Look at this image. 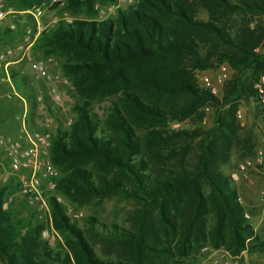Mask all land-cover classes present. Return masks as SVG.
<instances>
[{
  "label": "trees",
  "instance_id": "obj_1",
  "mask_svg": "<svg viewBox=\"0 0 264 264\" xmlns=\"http://www.w3.org/2000/svg\"><path fill=\"white\" fill-rule=\"evenodd\" d=\"M6 1L18 11L38 3ZM116 1L74 0L68 7L94 13L95 3ZM200 11L209 20H201ZM234 15L244 19L235 33L230 26ZM256 16H264V0H140L115 19L60 22L43 33L36 44L65 59L78 100L70 131L60 129L53 137L51 160L63 174L58 191L73 202L120 196L145 204L134 230L117 234L127 249L125 257L106 262L56 198L50 200L55 228L68 238L71 253L51 248L32 213L23 217L13 206L5 208L6 185L0 188V264H198L196 258L186 260L188 253L206 243L235 256L264 249V243L247 246L253 231L246 225L245 210L230 177L214 170L223 160L221 149L238 135L237 103L255 96L254 85L264 72V54L257 52L264 31L249 28ZM20 32L0 29V35ZM205 48L235 71L222 98L198 86L195 71L214 67L203 57ZM11 77L29 101L31 119L35 92L17 70L12 69ZM106 98L112 104L104 121L92 112V104ZM206 105L218 113L211 129H167L169 122L183 123ZM196 137L200 155L191 170L184 164L188 150L177 148V142ZM144 152L164 163L161 175L150 173L151 160ZM172 159L180 165L166 169ZM148 209L157 211L156 223Z\"/></svg>",
  "mask_w": 264,
  "mask_h": 264
},
{
  "label": "rangeland",
  "instance_id": "obj_2",
  "mask_svg": "<svg viewBox=\"0 0 264 264\" xmlns=\"http://www.w3.org/2000/svg\"><path fill=\"white\" fill-rule=\"evenodd\" d=\"M50 1V0H48ZM111 5V3H101L97 2L94 5V13L92 15L91 10L86 7L78 8L71 6L67 9V14L76 20H87L102 22L108 19H115L117 15H106L102 10ZM56 13H49L45 15L42 22L45 26L51 24V20ZM199 18L201 20H209L206 11H200ZM243 16L234 15L230 19V26L232 31L235 33L238 28H242ZM8 22L3 23L0 29H7ZM250 30L259 29L264 31V16H256L252 22L249 23ZM55 30L52 29L51 31ZM45 34H48L46 32ZM22 37V32L18 34L11 33L10 35H0V51L5 49L7 46L13 45L17 40ZM40 39V38H39ZM257 52L264 54V41L261 46L258 47ZM203 57L213 63L214 67L207 69L205 71H195L197 77L198 86L201 89L207 90L203 83V78L208 77L212 85L216 87L218 92V97L222 98L224 94L225 87L227 83L233 78L235 71L233 68L227 65V78L223 82L218 81V76L221 73V66L223 64L219 63L218 58L212 52L210 48H205L202 50ZM31 57L33 61H45L48 63L49 70L52 76H60L68 79V85H60L65 89L66 97L70 105V109L65 112L54 113L57 122V128L55 129V134L62 131H70L71 127H66L63 122V116L69 115L73 116L76 120L77 115L74 112V107L78 103L75 97V88L71 80L66 76L64 65L65 59L60 58L55 54L48 55L46 50L41 44H36L31 52ZM28 60L21 64L17 72L24 76L27 80V85L29 90L33 88H40L34 83V67L33 61ZM264 75L261 74L260 78ZM23 96V95H22ZM16 106L18 110L16 112L17 116L21 115L22 107H19V100H16ZM112 100L109 98L102 99L92 104V112L97 114L101 120L107 118L110 112V107ZM4 101L0 100V110L6 108ZM238 111H240V117H237ZM225 109H221V114L223 115ZM264 112V106L258 102L256 99V94L250 98H243L237 103L236 117L239 122V132L237 137H234L230 143L225 145V149H221L224 155L223 160L215 167L214 170L222 173L225 176L230 177L231 172H235L240 163L252 160L256 162L259 152H263L264 155V124H262L261 116ZM217 112L215 108L210 105H206L199 110V114L189 118L183 123H168L167 129L169 131L186 130L190 133L198 131H207L214 126L215 118L217 117ZM34 115V113H33ZM33 117V116H32ZM59 117V118H58ZM29 118V117H28ZM75 122V121H74ZM179 124V127L175 125ZM56 125V124H55ZM142 132H139L142 135ZM199 138L195 139H182L177 142V148H186L188 154L185 158V165L187 168L193 170L198 164L199 151H198ZM143 156L147 160H151L150 173L152 175H161V165L164 164L160 160L150 159L148 155L144 152ZM3 160L0 156V188L4 186H9V194L6 199L5 208L13 206L17 213L21 216H30V211H27V207L18 197L19 184L17 178L14 174L10 173L9 170L3 168ZM180 165V161L177 159H172L165 164V168L173 170ZM60 172V179L63 177L62 172ZM231 188L235 190L238 194V198L241 199L240 203L243 206L244 219L246 220V225H249L253 231V237L247 241V246L252 247L264 243V165H256L254 168L249 170V175L247 178L242 179L241 182L235 184L230 183ZM205 193H209L208 186L204 184ZM57 196L62 199L60 203L65 211L66 216L69 218L70 222L81 229L91 247L95 251L96 256L106 262L118 261L125 257L127 249L123 243V238L117 234L123 233V231H133L135 226V221L140 215V211L143 209L144 202H139L135 199H130L126 197H109L105 199H91L83 200L78 202H73L66 198L57 190ZM12 201H10V199ZM58 202V201H57ZM70 211H80L83 212L84 216L79 219H74ZM148 216L154 223L157 222V211L148 209ZM52 221H50V219ZM32 222L43 226V228H48L54 231L53 234V244L50 245L55 251L71 253L69 246L67 244V237L61 234L55 228V222L53 218V213L51 210L50 216L47 217V221L39 222L34 216H31ZM52 222V225H51ZM207 248L206 251H203ZM189 257L187 261L196 258L198 264H264V249L254 250V251H244L240 255L235 256L231 254L226 248H215L211 243H206L201 247L195 248L193 252H189Z\"/></svg>",
  "mask_w": 264,
  "mask_h": 264
},
{
  "label": "built area",
  "instance_id": "obj_3",
  "mask_svg": "<svg viewBox=\"0 0 264 264\" xmlns=\"http://www.w3.org/2000/svg\"><path fill=\"white\" fill-rule=\"evenodd\" d=\"M71 1L74 0H38L32 8L18 11L8 5L6 0H0V26L8 22L7 28L12 32L22 30L21 39L14 45L9 46L0 52V83H6L11 88L8 99L18 98L24 109L21 119V126L17 136L0 135V156L3 160V168L14 174L19 184L18 197L24 201L26 207L39 222L47 221L51 214L50 200L56 198L59 203L62 199L57 196L60 172L51 160L54 134L46 127H40L30 123L28 113L30 110L29 101L15 91L13 79L11 77V58L19 55L21 62L30 60L31 52L43 33L54 29L60 22L73 24L76 20L67 14V9ZM140 0H117L116 3L109 5L106 10H102L106 15H117L120 10L135 6ZM49 13H56L49 26H45L42 19ZM34 70L37 79L43 83L42 88L35 92L37 103H44L48 109L59 110L62 104L60 85H68V79L50 74L48 63L45 61H35ZM227 65L221 66V73L218 81L223 82L227 78ZM203 83L208 91L214 96H218L216 87L212 85L208 77L203 78ZM66 89V88H65ZM256 99L264 106V75L260 81L254 85ZM62 108V107H61ZM240 117V111L237 112ZM66 127H72L74 117L64 115L61 119ZM264 124V112L261 116ZM177 124L175 127H179ZM264 143V140H263ZM2 163V164H3ZM256 165H264L263 152H259L256 162L248 160L238 165L235 172L230 173L232 183H239L249 175V170ZM13 198L10 199L12 201ZM239 202L241 201L238 198ZM241 204V203H240ZM74 219H81L84 214L80 211H70ZM50 221L51 218H49ZM52 225V222H51ZM53 232L54 228H51ZM48 228L43 229L42 238L53 244V234ZM56 233V232H55ZM204 248L203 251H206Z\"/></svg>",
  "mask_w": 264,
  "mask_h": 264
},
{
  "label": "crops",
  "instance_id": "obj_4",
  "mask_svg": "<svg viewBox=\"0 0 264 264\" xmlns=\"http://www.w3.org/2000/svg\"><path fill=\"white\" fill-rule=\"evenodd\" d=\"M18 41L19 40H17L14 44H16ZM7 47H9V46H7ZM7 47H5V48H7ZM30 60H32V59H30ZM25 61H28V60H25ZM25 61L21 62V56H19V55L15 56L14 58H11V63H12L11 71H12V69H14V70L19 69L21 64ZM33 62H35V61H33ZM50 74L52 75L51 71H50ZM2 75L3 74H1V76ZM33 79H35V81H33L32 83H34V85L42 88L43 83L37 79L36 71L34 72ZM11 88L12 87H10L6 83H0V100L4 101L6 104L4 106V107H6L4 109V111L0 110V135L17 136L19 133V130H20L21 119L23 117L24 109H23L21 103H19V107H22V112H21V115L17 116L16 112L18 110V107L16 106L15 101L19 100V99L15 97L11 101L7 97L8 94L11 93ZM13 88H15V91L17 92V94L21 95V92L18 90V88H16L14 82H13ZM58 88H60V91H61L60 94L62 96V104H61L62 108L60 107L59 110L56 111L53 109H48L47 105L44 103H37L35 105L33 117L31 116V119L28 118V121L34 125H37V126H40L43 128L47 127L54 135H55L54 131L57 128V122H56V118L54 116V113L59 112L61 115V112H65L66 110L70 109L68 98L66 97L67 95L65 94V88L63 86H59ZM37 89L38 88H33V91L36 92Z\"/></svg>",
  "mask_w": 264,
  "mask_h": 264
}]
</instances>
